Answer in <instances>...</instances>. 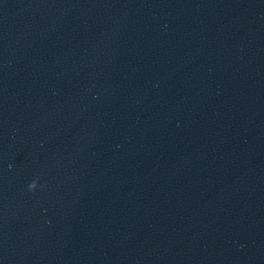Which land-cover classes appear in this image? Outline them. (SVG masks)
I'll list each match as a JSON object with an SVG mask.
<instances>
[{"label": "clouds", "instance_id": "1", "mask_svg": "<svg viewBox=\"0 0 264 264\" xmlns=\"http://www.w3.org/2000/svg\"><path fill=\"white\" fill-rule=\"evenodd\" d=\"M29 190H34L36 188V181L31 182L29 185Z\"/></svg>", "mask_w": 264, "mask_h": 264}]
</instances>
